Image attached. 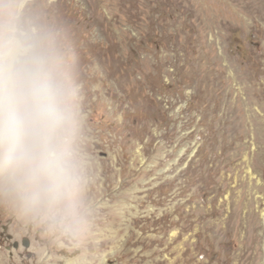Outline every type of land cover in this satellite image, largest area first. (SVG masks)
Returning a JSON list of instances; mask_svg holds the SVG:
<instances>
[{
  "label": "rangeland",
  "instance_id": "1",
  "mask_svg": "<svg viewBox=\"0 0 264 264\" xmlns=\"http://www.w3.org/2000/svg\"><path fill=\"white\" fill-rule=\"evenodd\" d=\"M256 1L55 0L87 85L97 226L73 247L0 204V264H264Z\"/></svg>",
  "mask_w": 264,
  "mask_h": 264
},
{
  "label": "clouds",
  "instance_id": "2",
  "mask_svg": "<svg viewBox=\"0 0 264 264\" xmlns=\"http://www.w3.org/2000/svg\"><path fill=\"white\" fill-rule=\"evenodd\" d=\"M55 0H0V204L78 247L98 166L86 82Z\"/></svg>",
  "mask_w": 264,
  "mask_h": 264
},
{
  "label": "water",
  "instance_id": "3",
  "mask_svg": "<svg viewBox=\"0 0 264 264\" xmlns=\"http://www.w3.org/2000/svg\"><path fill=\"white\" fill-rule=\"evenodd\" d=\"M22 246L28 248L30 246V241L28 239H24L22 242ZM14 248H18V243L16 242L14 244Z\"/></svg>",
  "mask_w": 264,
  "mask_h": 264
},
{
  "label": "bare ground",
  "instance_id": "4",
  "mask_svg": "<svg viewBox=\"0 0 264 264\" xmlns=\"http://www.w3.org/2000/svg\"><path fill=\"white\" fill-rule=\"evenodd\" d=\"M250 1H251V0H250ZM255 1H256V0H255ZM257 1H258L259 3H263V2H264V0H257ZM257 1H256V2H257ZM258 2H257V3H258ZM245 5H246V4H245ZM260 6H262V5H260ZM261 8H264V7H261ZM253 9H254V8H253ZM257 9H259V8H257ZM261 10H262V9H261ZM246 11H247V10H246ZM263 11H264V10H263ZM250 12H251V10H250ZM260 12H261V11H260ZM230 13H231V12H230ZM261 13H263V12H261ZM257 16H258V15H257ZM259 16H260V15H259ZM262 18H263V17H262ZM256 65H257V71H258V72H262V71H264V69L262 70V69H259V68H258V61H256ZM258 69H259V70H258ZM189 256H190V255H189Z\"/></svg>",
  "mask_w": 264,
  "mask_h": 264
}]
</instances>
